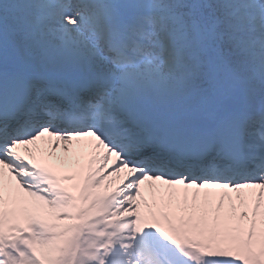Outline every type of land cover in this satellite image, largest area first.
Segmentation results:
<instances>
[{
	"label": "snow or ice",
	"instance_id": "obj_1",
	"mask_svg": "<svg viewBox=\"0 0 264 264\" xmlns=\"http://www.w3.org/2000/svg\"><path fill=\"white\" fill-rule=\"evenodd\" d=\"M0 264H264V0H0Z\"/></svg>",
	"mask_w": 264,
	"mask_h": 264
}]
</instances>
